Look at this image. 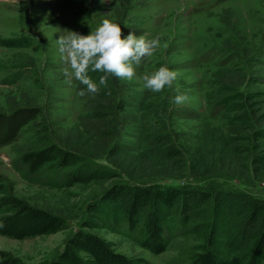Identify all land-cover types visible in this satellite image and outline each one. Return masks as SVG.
I'll return each instance as SVG.
<instances>
[{
    "label": "rangeland",
    "instance_id": "1",
    "mask_svg": "<svg viewBox=\"0 0 264 264\" xmlns=\"http://www.w3.org/2000/svg\"><path fill=\"white\" fill-rule=\"evenodd\" d=\"M117 11H122L119 22L124 26H140L139 36L160 39L150 57L133 65V79L121 80L131 94L126 96L128 122L113 143L127 149L125 165L143 163L158 175L194 182L189 176H197L205 184L246 189L264 197V163L259 159L264 157V136H255L238 119L234 122L237 116L228 104L221 107L237 93L264 92V77L263 84L247 83L236 91L228 88L222 97L218 89V81L234 67L249 79L264 70V0H0V113L20 106L40 107L54 141L76 140L72 130L82 114L81 83L65 76L68 65L57 40L66 30L87 36L105 19L114 23ZM121 29L122 38L123 31L126 36L131 32ZM3 40L18 41L17 46L6 47ZM225 42L238 48L237 59ZM258 46L262 54L253 56L252 49ZM247 51L252 55L247 56ZM162 66L175 71L177 80L171 88L153 92L144 86L143 76ZM176 95H186L188 100L177 105L172 102ZM162 130L171 131L182 149L183 159L175 165L165 166L159 151L148 144ZM36 139L28 125L15 143L0 148V183L28 204L59 214L64 227L54 234L22 240L0 236V250L22 264H59L69 237L85 222L111 251L148 264H190L202 249L208 224L182 219L177 233L167 236L163 253L153 255L141 249L138 240L122 232L114 212L107 211L99 220L89 209L119 181L114 178L119 171L107 161L100 162L102 171L114 177L98 174L88 184L68 182L51 165L30 175L19 156L34 148ZM214 220L222 228L216 235L221 240L228 219L218 216ZM80 257L90 264L83 253Z\"/></svg>",
    "mask_w": 264,
    "mask_h": 264
},
{
    "label": "trees",
    "instance_id": "2",
    "mask_svg": "<svg viewBox=\"0 0 264 264\" xmlns=\"http://www.w3.org/2000/svg\"><path fill=\"white\" fill-rule=\"evenodd\" d=\"M121 16L122 11L114 13V23L139 36L142 30L140 26L135 23L131 27L124 26L119 22ZM123 35L126 36L124 31ZM17 42L3 40L2 43L11 47L17 46ZM227 49L228 52L232 49V55L238 58V48L227 44ZM252 54L260 56L261 46L254 47ZM252 54L246 52L247 56ZM259 72L261 76L255 75L249 79L239 67H234L218 81L219 96L227 95L228 88L236 91L242 85L246 87L247 83L263 84L260 81L264 77V70L260 69ZM103 75L105 73L99 71L88 72L97 85ZM121 80L109 75L106 86H100L96 94L87 93L86 86L81 84L79 90L85 91L86 95L81 96L82 114L77 117V124L72 130L76 140L58 138L54 141L40 107L20 106L8 113H0V148L15 143L23 128L31 125L37 145L20 153L22 166L33 175L51 165L63 173L65 180L75 184H88L98 174L114 177V173H105L98 164L107 161L119 171L114 177L119 181L105 190L99 202L91 204L89 209L99 220L107 216V211L114 212L124 228L122 232L138 240L140 248L153 255L166 250L167 236L177 233L181 219L184 222L199 220L208 224V232L202 249L194 255L190 264H262L264 197H258L246 189L218 183L205 184L202 180L197 181V176H189L196 180L194 182L189 178L181 181L182 177L172 174L158 175L151 171V165L143 163L136 165L130 161L127 164L130 167L125 165L127 159L123 155L127 149L113 143L128 122L125 120L126 109L130 105L126 102V96L131 94ZM227 104L228 110L237 116L234 122L238 119L245 129L253 130L255 136H264V92L254 91L247 95L240 92L229 102L224 101L221 107L225 108ZM134 121L137 122L135 118ZM148 144L159 151L165 166L175 165L183 159L182 149L169 130L153 134ZM259 159L260 164L264 163V157L259 156ZM218 216L228 219L227 230L221 240L216 237L217 232L222 231L214 220ZM63 227L64 221L59 214L28 204L9 193L0 183V236L22 240L54 234ZM88 227V222H85L69 237L58 257L59 264H85L80 253L90 260V264H148L145 260H131L111 251ZM223 249L229 252V256L221 251ZM0 264L22 263L0 250Z\"/></svg>",
    "mask_w": 264,
    "mask_h": 264
},
{
    "label": "clouds",
    "instance_id": "3",
    "mask_svg": "<svg viewBox=\"0 0 264 264\" xmlns=\"http://www.w3.org/2000/svg\"><path fill=\"white\" fill-rule=\"evenodd\" d=\"M64 32L66 35H61L57 40L59 51L68 65L64 74L69 81L74 76L86 86L87 93L90 94H96L100 86H106L109 75L119 79H133V65H138L143 59L150 57L160 46L159 37L146 39L143 35L136 36L129 32L122 38L121 26L108 19L103 20L87 36L67 30ZM89 69L105 73L100 77L99 85L88 76ZM177 75L175 71L162 66L155 73L143 76L144 86L153 92H161L165 86H173ZM79 95L84 96L86 92L81 90ZM187 100L186 95H176L172 102L180 105Z\"/></svg>",
    "mask_w": 264,
    "mask_h": 264
}]
</instances>
